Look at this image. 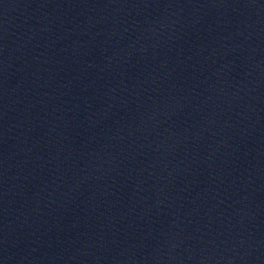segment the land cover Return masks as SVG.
Wrapping results in <instances>:
<instances>
[{"label":"water","instance_id":"95a60500","mask_svg":"<svg viewBox=\"0 0 264 264\" xmlns=\"http://www.w3.org/2000/svg\"><path fill=\"white\" fill-rule=\"evenodd\" d=\"M0 264H124L100 0H0Z\"/></svg>","mask_w":264,"mask_h":264}]
</instances>
